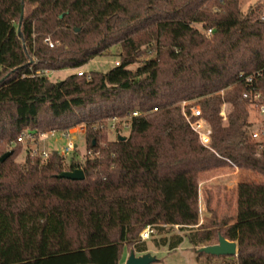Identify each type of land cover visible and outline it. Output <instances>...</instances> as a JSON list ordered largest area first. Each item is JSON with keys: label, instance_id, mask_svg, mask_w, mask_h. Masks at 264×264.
Returning <instances> with one entry per match:
<instances>
[{"label": "trees", "instance_id": "obj_1", "mask_svg": "<svg viewBox=\"0 0 264 264\" xmlns=\"http://www.w3.org/2000/svg\"><path fill=\"white\" fill-rule=\"evenodd\" d=\"M263 15L260 6L243 12L238 0H0V157L12 151L0 161V264H121L123 248L147 251L146 225L157 248L185 238L210 261L198 248L221 235L236 242L221 264H264V180L237 184L231 221L212 211L198 225L197 206L202 171L229 163L264 178V142L248 133L243 96L245 76L264 67ZM115 45L118 65L58 81L45 75ZM187 100L200 105L211 148L188 125ZM134 110L125 139L107 140L106 121ZM79 124L82 158L65 160L43 140L16 161L22 132L29 142ZM75 168L83 179L57 176Z\"/></svg>", "mask_w": 264, "mask_h": 264}, {"label": "rangeland", "instance_id": "obj_2", "mask_svg": "<svg viewBox=\"0 0 264 264\" xmlns=\"http://www.w3.org/2000/svg\"><path fill=\"white\" fill-rule=\"evenodd\" d=\"M239 8L243 12L248 11L251 8L260 6L264 10V0H238ZM195 27L201 29L199 24H196ZM144 49V48H142ZM120 52L118 45L112 46L108 49L103 56H97L90 60L88 63L84 64L78 68H65L59 70L46 71L45 75L51 81H58L63 79L69 74L76 73L78 70L87 72L92 70H105L108 67L114 65V61L118 60L117 53ZM150 54V53H148ZM137 64H131L129 67L134 69ZM185 103V104H184ZM198 105L195 100H187L181 102L180 105ZM229 109L227 104L221 106L220 115L222 116V121L226 122V113ZM247 121L249 123L247 130L248 133H252L256 130L264 131V114L258 113L256 110L249 108ZM109 120L106 122V137L107 140H114L119 136H127L128 129L120 130L116 133L111 130L109 127ZM41 133L46 134L42 138ZM68 133L73 140V143L76 144V148L65 156V160H69L72 156L75 159H80L87 152L86 143L84 138V124L75 125L70 127L66 131L59 129H50L36 132V139L30 140L27 142L25 139L20 142L21 150L16 156L17 162H22L25 157V147L30 145L31 147H36L40 142H43L48 150H57L59 151L62 147L66 145L69 139L65 136ZM74 135V136H72ZM18 140L16 139V143ZM264 142V139L262 140ZM15 145V143H12ZM261 148V147H260ZM264 180L260 174L245 170L239 169L234 165L227 163L225 166L211 168L199 173L198 175V225L201 223L208 224L213 218L212 211L216 214L215 220H221L223 218H228L230 221L234 218L236 212V186L239 182L243 181H261ZM172 233L183 234L178 226H174ZM154 237L145 240L147 251L150 254L156 257V261L149 264H221L224 261L221 260V256L213 255V258L210 261H206L204 256L198 258L197 253L192 249L190 244L184 238L181 244L174 250H167L165 247L157 248L154 246ZM214 244L217 243L216 240L213 241ZM132 250L131 247H125L122 251L121 264L125 263V260ZM135 255H141L135 250ZM226 257V255H223ZM228 257V256H227Z\"/></svg>", "mask_w": 264, "mask_h": 264}, {"label": "built area", "instance_id": "obj_3", "mask_svg": "<svg viewBox=\"0 0 264 264\" xmlns=\"http://www.w3.org/2000/svg\"><path fill=\"white\" fill-rule=\"evenodd\" d=\"M262 18H264V15L262 16ZM208 32H210V29H208ZM45 41L48 42L49 46H53L52 42H49L47 39H45ZM118 64H119V60L114 61V65H118ZM83 73L84 71L81 70H78L76 72L77 75H82ZM244 80L247 86L249 87V89L248 92L243 93V96L249 98L252 109L256 110L260 114H264V67L254 70L252 73L245 76ZM186 108L188 109V112L186 111ZM182 111L188 125L197 134L199 142L203 146L207 148H211L210 147L211 128L207 123V121L202 117L201 107L198 105L186 104L183 105ZM138 115H140V112L134 110L123 117L112 116L110 119H108L109 120L108 127L116 133L124 129L129 130L130 124L128 120L131 119V117H135ZM40 135L42 136V138L46 136V134L43 133H41ZM250 135L253 140L258 142H262V140L264 139L263 130L253 131ZM24 136H30V139L33 138L31 137L33 136L31 133L22 132L17 137V140L22 141ZM65 136L69 139V141L66 143L64 147H62L59 151H57L60 156H64V157L67 154H69L71 151H73L74 148H76V144L73 143L71 136L68 133H66ZM37 153H38L37 149L33 147L30 155L31 157H33ZM40 154L43 158H46L48 156V152L44 150L40 152ZM152 233H153L152 226L146 225L139 233L140 240H146L150 238Z\"/></svg>", "mask_w": 264, "mask_h": 264}, {"label": "water", "instance_id": "obj_4", "mask_svg": "<svg viewBox=\"0 0 264 264\" xmlns=\"http://www.w3.org/2000/svg\"><path fill=\"white\" fill-rule=\"evenodd\" d=\"M23 16V2L21 3V9H20V16H19V22L17 25V34L20 36V25H21V19ZM62 16V15H60ZM25 48V46H24ZM61 81L57 82L56 84L59 85ZM119 140L125 139L123 136L117 137ZM12 154V151H7L0 157V161H4L8 156ZM59 178H67L72 180H81L84 178V173L82 169L75 168L73 170H63L57 175ZM198 251L204 252L210 255L215 256H233L236 255V242L229 241L223 236L219 235L217 243L206 245L198 248ZM156 257L149 252H144L141 255H135L133 250H130L125 263L124 264H149L151 262L156 261Z\"/></svg>", "mask_w": 264, "mask_h": 264}, {"label": "crops", "instance_id": "obj_5", "mask_svg": "<svg viewBox=\"0 0 264 264\" xmlns=\"http://www.w3.org/2000/svg\"><path fill=\"white\" fill-rule=\"evenodd\" d=\"M72 136H74V135H72Z\"/></svg>", "mask_w": 264, "mask_h": 264}]
</instances>
